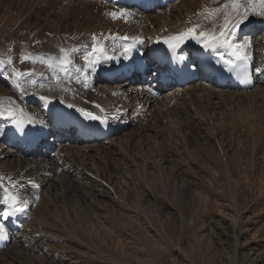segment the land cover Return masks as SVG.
<instances>
[{
    "label": "rangeland",
    "instance_id": "obj_1",
    "mask_svg": "<svg viewBox=\"0 0 264 264\" xmlns=\"http://www.w3.org/2000/svg\"><path fill=\"white\" fill-rule=\"evenodd\" d=\"M193 1L180 0L178 5L193 13L227 0ZM21 2L0 0V16L21 7L27 13L13 33L6 31L13 18L0 20V67L7 58L14 60L7 69L8 92L18 90L26 75L34 83L48 80L50 74L52 82L78 86V80L90 76L83 67L87 62L77 71L87 73L83 79L70 70L73 62L65 74L57 65L64 55L62 48L76 49L70 52L74 59L83 46L93 44L102 46L107 56L122 57L117 36H136L139 28L149 27L139 16L114 19L110 14L118 11L110 2L96 5L85 0L82 6L79 0L72 4L71 0H26L24 6ZM252 50L258 56L256 48ZM49 63L54 67L49 68ZM261 76L251 91L238 90L242 101H232L216 114L209 100L197 101H202L201 93L185 101L181 111L189 115L182 121L171 102L161 114L165 118L154 127L157 134L137 135L127 127L110 137L113 148L99 144L80 174L70 168L52 174L47 185L40 181L39 191L31 190L29 195L36 198L32 232H42L31 240L43 252L23 255V248L12 241L0 252V264H264V100L260 99L264 91L257 88L260 82L264 88ZM76 90L95 96L93 90ZM191 105L199 108L203 121L192 118ZM134 120L146 124L137 116ZM76 155L81 158V153ZM0 196L4 199L5 192L0 191Z\"/></svg>",
    "mask_w": 264,
    "mask_h": 264
},
{
    "label": "bare ground",
    "instance_id": "obj_2",
    "mask_svg": "<svg viewBox=\"0 0 264 264\" xmlns=\"http://www.w3.org/2000/svg\"><path fill=\"white\" fill-rule=\"evenodd\" d=\"M89 1L96 5H102V3H100L98 0L95 1L89 0ZM188 1L189 0H187V2ZM25 3L26 0H22L21 5L24 6ZM72 3L73 0H71V4ZM110 3L112 4V8L118 11V14L121 12V10L131 9L116 4L117 1H113ZM78 4L80 6L84 5L85 0H79ZM177 5L178 4H176L175 2L174 4H170L169 6H167L166 10L165 7H163L164 10L159 8L160 10L157 11L155 10L156 11L155 16L150 15V13L143 14L138 10H136L135 8H132L135 10L133 13H127L126 11H124L126 13V19H132L135 18V16H139L141 17V20L143 21L145 20L146 22L149 23V27L139 28L138 30L139 35L135 39L138 41H142L145 44H148V42L154 37L161 36L168 39L169 37L175 36L181 32H185L187 31V29L196 26H199L196 27L197 33L201 31L204 32H210L213 30L219 31V26L224 23L222 13L219 14L213 13L210 15L207 14L208 10L220 8L223 4L216 8H211L208 6L204 9L197 8L195 12H193L192 10L193 13L184 12L185 8L183 10L181 9L183 7V4L178 6ZM77 8H79V6ZM15 10L16 12L12 13L10 9H7L5 10V13L0 16V20L2 23L5 21L8 22L10 18H13V22L11 23L12 25H10L6 30L12 33L15 29L19 28L18 24H20V19L22 18V16H27V13L22 10V7ZM162 13L165 16H161ZM161 17L164 18L161 19ZM260 20L261 21L264 20V16L250 14L249 18L241 25L240 29L236 31V34H239V36L243 34L246 35L241 38L238 37L235 41H233V45L241 46L247 44V47L242 48V50L243 49L251 50L253 48H256V52L258 56H253L252 54H248V57L255 64V68H254L255 74L256 75L262 74L264 76V61L262 58V54L264 50L262 45V42H264V29H261L262 31H260L258 35H254L255 33L254 31L256 30L255 29L256 27L254 26V22ZM245 29H247V31L242 33V31H245ZM75 33L77 34V32ZM72 36L74 35L72 34ZM58 37L60 36H56V38ZM256 37H257L256 40H252L253 43H250L248 41L249 38L254 39ZM50 39H52V37ZM185 40L187 41V45H192L197 47L202 46V43H198L195 39L187 38ZM56 41L58 40H55V42ZM171 42H175V41H171ZM114 44L116 43H113V45ZM94 45L96 47H102L96 44H93V46L91 47H87L88 46L87 45V46H83L81 48L82 50L76 52L75 60L77 61L74 62V65L70 69L72 72H77L85 64L86 61L85 57L89 58L88 56L89 52H92V57H96L102 60L106 58L113 59L115 63H117V61L121 58L120 54H119L120 57L117 56L116 58L107 56L108 54L106 55L104 49L101 53H93ZM119 45L120 48H118V50L121 49V52H123L122 45L120 44V42ZM114 51L117 52V49L113 48L112 52ZM143 53H144V58H146L147 57L146 51L143 50ZM122 54L125 55L124 52ZM129 60L132 62H136L132 58H129ZM85 65L83 67H86ZM11 66L12 67L14 66V60L11 58H7L3 67H0V71L5 69V73H7V69ZM18 67L20 68L21 66L18 65ZM86 68L88 71L91 72V68L88 67ZM91 76L93 75L90 74V76H87V79ZM18 79L19 78L17 77L15 81L18 82ZM8 82L9 81L3 82L2 77H0V104H2L5 109L11 110L13 114L15 113L22 114L32 120H36L39 123L40 128L50 127L49 124L50 121L47 117L49 111L48 110L49 105H54L57 107H66L69 109L73 106H80L83 108L94 110L96 108L91 104L92 102H97L103 105L105 108H110L111 106H115L121 103L122 108L124 110L128 109L127 116L130 119V122L128 124L129 125L128 127H130L129 132L137 135L144 134L147 136L148 132H153L155 134L158 133V130H156L154 127H156L159 123L162 122L160 121L161 118H165L161 114L163 113V110L167 107V105H169L171 102H172V106H174L176 112L178 113L177 120L182 121L185 120L187 118L186 115L189 114L184 113L185 111L182 112L183 110L181 111V108L183 105L186 104L185 101L189 99L194 100L196 93H201L200 98L202 99V101L198 98L199 96L197 97L198 98L197 101L199 103L200 102L204 103V101L206 100L210 101L213 110L212 112H214V114H216L215 111L226 107V105H230V106L233 105L232 101L235 102L242 101V98H239L240 95L238 90L219 86L216 83H213L212 81H208L206 79L199 80L198 82L194 84H189L185 87H178L175 85L167 87L166 89L163 90V93L160 96L153 95L147 88L141 85V83L137 82L133 76L130 79H125V80L120 78L114 80L111 83H106L104 82L103 79L96 77V80L92 86L95 95L94 97H89L87 95L81 94L78 90H76L75 87L71 85H67V84L63 85L62 83H55V82H50V84H48L47 80L43 78L37 79L36 84H34V80L22 79L23 85L20 86L18 90L15 89L14 91L11 92H8L9 90L5 89V87H9L10 89V86H8L9 85ZM153 85H156V83H154ZM261 85L262 82L259 83L257 88L262 93V91H264V88ZM5 90L6 93H3L5 92ZM77 93L79 94V96L82 95L87 97L89 99L88 100L89 102L85 103L79 100L78 98H76ZM26 97L28 99L25 100V102H21V100ZM31 97H36L34 100V104L28 101ZM41 97H45V99H41ZM227 98L229 99L230 104L226 101ZM260 99L264 100V94H262ZM252 103L253 102H251V104ZM34 105L35 108L33 107ZM69 105H71V107ZM248 107L246 109H248ZM198 109L197 107L191 105V109L189 111L193 112L191 114L192 118L197 119L196 120L197 122H201L204 120V118H201ZM66 111L69 112L68 110ZM263 111L264 110L262 109V112ZM139 112L146 113L144 117V121L146 120V124H143V122H136L134 120V118L138 116ZM254 112L253 114H255ZM256 114L259 113L257 112ZM3 116H8V119L12 118L8 115L7 111ZM3 116H0V127L5 129L7 127V121L2 120ZM261 118H263V116ZM177 123H179V121H177ZM131 128L132 129L134 128L133 131ZM52 133L53 135L49 136V140H47L43 145H41L40 149L32 150L26 156L21 155L15 147H7L5 142H2L0 145V164L2 165L0 168V180H1L0 188L8 186L7 189L8 193L14 195L16 198L26 197L28 198L26 202L30 204L26 212L25 219L21 221V227L18 230L12 231L11 233V237L14 243H17L19 246L23 248V255H24V251H30L32 253H37V254H41L43 252L42 249H38V246L36 245L37 241L31 240L32 237L41 235L42 232L40 230H38L39 231L38 233L32 232V230L34 229L33 227L36 224L35 222L36 219L31 212V208L35 204L36 198L35 195L34 196L29 195V193L31 192L30 186H27L29 182L35 181L39 183V181H41V184L43 183V185H47L52 174L59 173L65 169H70V168H74V170L78 174H80V172L83 171L82 169L86 168V166L89 164L88 158L90 157L89 156L90 153L92 151L93 152L99 151L98 149V146H100L99 144L102 143V146L107 147V149L113 148L112 147L113 144L110 142V139H106L102 141L82 142L74 138V136L62 132L61 136L58 139L54 140V136L59 132L57 133L52 132ZM70 152L72 153L75 152L78 155L81 153V158L78 159L76 154H70ZM14 183H16V185L12 187V184ZM21 187H23V189L20 191V194L15 193V189L16 188L20 189ZM111 190H113V188H111ZM0 200L4 202V199L1 196H0ZM58 219L60 218L58 217ZM64 251H60L59 254H62V256L66 255L64 254L65 253ZM29 264H36V263L30 262ZM37 264H44V263L39 261V263Z\"/></svg>",
    "mask_w": 264,
    "mask_h": 264
},
{
    "label": "snow or ice",
    "instance_id": "obj_3",
    "mask_svg": "<svg viewBox=\"0 0 264 264\" xmlns=\"http://www.w3.org/2000/svg\"><path fill=\"white\" fill-rule=\"evenodd\" d=\"M213 13H222L224 23L219 26V31H210L204 32L201 31L199 33L196 32V27L189 28L185 32H181L175 36L169 37L164 42L169 45L170 48L175 47L176 45L171 43V41H175L176 43L183 42L187 38L195 39L198 43H202V46L205 48H218L221 46H227L232 49V54L235 56L237 61L242 63H246L249 59L247 52L242 53V48H246L247 44L241 46H234L231 42L230 37L235 36L236 31L240 29L241 25L249 18L250 14L264 16V0H227L220 8L208 10L207 14ZM114 19L119 17L126 19V13L124 10H121L119 14L111 13L110 14ZM215 28V26H214ZM95 40V36L93 37ZM61 53H64L59 60L57 61V65L60 67L61 71L67 73L69 67L72 65V58L70 56V52H75L76 49L65 50L61 49ZM103 51L102 47H93V53H101ZM26 59L28 57H25ZM87 62L86 67L91 68L92 71H95L94 65L98 63V59H89L85 57ZM43 62V61H41ZM49 68H53L54 65L49 63ZM41 99H45V97H41ZM71 107V105H69ZM8 112L10 117H13V112L11 110L5 109L2 104H0V116H3L5 112ZM87 116L92 119H97L98 117L93 116L91 113H85ZM103 122V121H101ZM33 187H37V185H33ZM4 202L9 205L13 209V212L20 211L21 209L17 207L18 201L16 197L10 193H8L7 189H5ZM9 213H5L8 215ZM5 232L3 226H0V239L5 237Z\"/></svg>",
    "mask_w": 264,
    "mask_h": 264
}]
</instances>
